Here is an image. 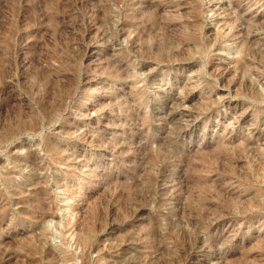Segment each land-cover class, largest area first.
Segmentation results:
<instances>
[{
    "label": "rangeland",
    "instance_id": "obj_1",
    "mask_svg": "<svg viewBox=\"0 0 264 264\" xmlns=\"http://www.w3.org/2000/svg\"><path fill=\"white\" fill-rule=\"evenodd\" d=\"M263 169L264 0H0V264H264Z\"/></svg>",
    "mask_w": 264,
    "mask_h": 264
},
{
    "label": "bare ground",
    "instance_id": "obj_2",
    "mask_svg": "<svg viewBox=\"0 0 264 264\" xmlns=\"http://www.w3.org/2000/svg\"><path fill=\"white\" fill-rule=\"evenodd\" d=\"M160 25V24H159ZM140 28V27H139ZM142 31V30H141ZM155 31V30H154ZM242 68V67H241ZM242 71V70H241ZM247 86V85H246ZM33 154V153H32ZM238 156V155H237ZM233 161V160H232ZM251 162V161H250ZM254 163V162H253ZM55 164V163H54ZM236 164V163H235ZM264 170V169H263ZM40 195V194H39ZM17 196V195H16ZM40 198V197H39ZM25 209V208H24ZM52 210V209H51ZM50 211V210H49ZM52 212V211H51ZM43 213V212H42ZM46 216V215H45ZM44 216V217H45ZM49 217V216H48ZM46 226V225H45ZM1 227V226H0ZM157 228V227H156ZM44 229V228H43ZM54 232V231H53ZM83 233V232H82ZM8 244V243H7ZM39 248H42L43 250H44V248H43V246L42 245H40V246H35V247H31L30 249L31 250H33V251H37V250H39ZM29 249V248H28ZM29 249V250H30ZM24 250V249H23ZM25 251V250H24ZM45 251V250H44ZM31 252V251H30ZM46 252V251H45ZM13 255V254H12ZM30 256V255H29ZM50 257V256H49ZM5 258V257H4ZM14 258L16 259H18V258H21V256H19V255H16V256H14ZM14 260V259H13ZM2 261V260H1ZM26 263V262H25ZM31 264H33V263H31Z\"/></svg>",
    "mask_w": 264,
    "mask_h": 264
}]
</instances>
